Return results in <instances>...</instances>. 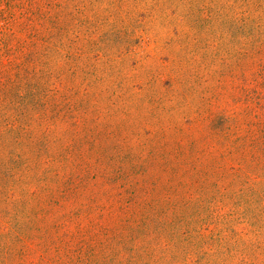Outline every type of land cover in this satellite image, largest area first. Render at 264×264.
Here are the masks:
<instances>
[{"label": "rangeland", "instance_id": "374dc122", "mask_svg": "<svg viewBox=\"0 0 264 264\" xmlns=\"http://www.w3.org/2000/svg\"><path fill=\"white\" fill-rule=\"evenodd\" d=\"M0 264H264V0H0Z\"/></svg>", "mask_w": 264, "mask_h": 264}]
</instances>
